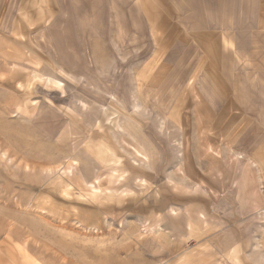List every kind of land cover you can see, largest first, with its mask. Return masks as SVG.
Here are the masks:
<instances>
[{"label":"rangeland","instance_id":"rangeland-1","mask_svg":"<svg viewBox=\"0 0 264 264\" xmlns=\"http://www.w3.org/2000/svg\"><path fill=\"white\" fill-rule=\"evenodd\" d=\"M0 264H264V0H0Z\"/></svg>","mask_w":264,"mask_h":264}]
</instances>
